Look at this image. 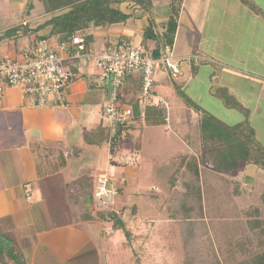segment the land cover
<instances>
[{
  "label": "crops",
  "instance_id": "crops-1",
  "mask_svg": "<svg viewBox=\"0 0 264 264\" xmlns=\"http://www.w3.org/2000/svg\"><path fill=\"white\" fill-rule=\"evenodd\" d=\"M193 1H198L197 5L201 4L194 8L195 12L191 10L188 0H182L179 26L174 38V41H176L174 42L175 49L172 51L173 62L177 63L180 68L179 74L182 77L177 76L174 78L167 71L163 72L157 78L155 77L156 85L154 89L156 87L163 88V90L168 89V77H171L176 83L178 82V88L188 92L190 99L200 108L222 109L223 111L229 109L223 106L222 102L216 98L215 93L220 88H226L242 106L248 105L249 114H257V118L264 122V31L262 29L264 17L253 11L254 16L249 18L252 10L247 6L245 7L240 0H235L231 5L230 0H224L227 8H225V11L218 9L216 12L212 7L214 1L212 4L209 0H191V4ZM253 2L258 9L264 12V0ZM24 3V0H15L14 11L20 9ZM126 5L122 4L121 8L125 9ZM240 11H248L249 14H243L242 16H247L249 19L245 21L243 20L245 17L240 18L241 16H237ZM152 14L158 29L162 30L169 16L168 2L155 3ZM134 15L137 19L126 26L92 31L94 45L97 49L123 39L131 40L133 43L142 46L141 37L146 26V20L141 17V11L136 10ZM218 16H221V20ZM45 17V14L38 15L30 20L23 21L22 25H28V29H33ZM230 18L234 23L240 24L242 20L245 21V28L241 27L239 31L236 30L237 25H230ZM209 23L211 28L208 25ZM214 25L217 26V29L220 26L219 38L223 41L219 45L212 43V40L215 39V35L211 31ZM246 28L248 30H245ZM202 31L210 33L208 39L210 38L211 42L205 46L198 41V39L203 38L200 34ZM38 36L48 38L54 46L59 41H65L61 37L51 36L49 27L35 34L27 31L23 35L14 37L13 40L1 43L0 56L7 55L15 60H23V51L37 40ZM236 36L239 40L237 44L231 42L230 45L225 41L227 38L234 39ZM182 38L189 41H182ZM148 46L155 48L156 44L149 42ZM229 48L232 49L231 52H229ZM67 54L66 51L57 52V55L63 58H67ZM193 57L197 59H193L191 65L190 58ZM98 73V69L94 65L81 62L74 80L65 88L67 106L62 107H31L23 98L20 89L5 88L2 92L0 97V127L2 128V148H0V184L2 188L0 194H3L5 206L3 207L2 219L10 218L7 228L12 233V238L16 240L18 246H21L23 256L30 250L28 256L32 259L39 255L38 253L42 252V249H49L54 250L53 252L57 255V257L53 256L52 258H62V260H65L64 262H72V258H78L80 261V258L86 257L89 252L93 254L95 246L98 251L99 246L103 244L102 234H98V231L97 234L100 240L98 241L95 238L94 241L93 236L87 239L86 237L89 234L83 233L82 230L86 229L80 227V224L88 227L92 222L55 224L53 218L56 215L54 213H58L62 209L60 205L62 194L64 192L66 194V180H64L63 172L37 178L34 164L35 155L30 146L34 143L41 146V150H61L69 159L71 153L81 147L79 141L82 140L84 134H92L99 126L106 123L104 107L109 102V91L105 87L99 86ZM139 76V72L131 75L133 83L129 85V88L127 87L126 91L122 92L117 103L120 108H131L136 116L145 113L147 117L156 122L146 124V119L144 123L142 121L137 122L134 118L132 122L126 125L129 127V134L122 144L128 143L126 149H129V151L126 150L125 154L136 152V157L132 161H123V158H121L120 162L122 164L120 165L118 156L115 155L113 160L118 162V165L111 166L112 169L110 168L112 178L116 183H119L121 178L125 180L126 184L122 187L125 196L129 194V182L134 178L139 180L143 172L142 167L145 166L143 161V152L146 150L144 147L145 142H143L144 134L149 127H161L160 120L164 118L166 112L169 113L175 129L163 128L165 135L166 133L169 135L164 139L167 144L163 147L170 148V150L174 148L176 151L187 149L194 154V147L199 145L197 138L189 133L190 127L183 124L181 120L189 115L187 118L193 117L198 124L200 113H195V110L191 108L190 111H187L179 104L176 106L172 99H170L172 100L171 106L169 104L168 96L174 95V92H176L175 87L178 84L170 86V89L164 92L165 94L168 92L166 95L159 93L157 89L154 90L153 104L144 108L141 106L139 90H136L135 87V82ZM157 98L164 100L167 106L165 108L163 105L157 106ZM185 106L188 107L186 104ZM230 115L234 116L235 114ZM32 135H35L34 141L31 139ZM109 135L111 136V131ZM188 135L193 139L188 140V137L186 138ZM65 143L74 144V149H65ZM261 144L264 147V144ZM102 147L109 152L108 144ZM86 152L85 150L84 155ZM185 155L187 153L182 152L176 154L173 159L180 161ZM149 156L152 159L157 157L156 154H149ZM107 158L108 166L109 154ZM71 161L73 160H67L68 168L72 166ZM124 162H128V164H124ZM97 165L99 166V162ZM165 166L167 165H158V167ZM206 167L211 166L206 165ZM100 168L99 166L98 169ZM67 170L68 181H74L78 178L74 171ZM104 171H98V173ZM163 171L164 169H157V166L154 169L150 168V173L162 176L165 179ZM210 173H215V171L211 170ZM233 174H222L228 179L227 182L225 181L226 184L238 183L237 186H240L241 175L246 176V174L248 178L251 177L255 180L261 178L260 181H264V171L255 165L242 167ZM138 180L137 182H139ZM245 183L244 181L243 185ZM124 194L120 197H124ZM165 194L166 197L169 196V187L166 189ZM96 240L98 243H96Z\"/></svg>",
  "mask_w": 264,
  "mask_h": 264
},
{
  "label": "trees",
  "instance_id": "trees-1",
  "mask_svg": "<svg viewBox=\"0 0 264 264\" xmlns=\"http://www.w3.org/2000/svg\"><path fill=\"white\" fill-rule=\"evenodd\" d=\"M36 1H39L43 4L46 17L33 29H28L29 26L23 24L21 25V29L13 28L11 30H7L2 35H0V41L2 43L13 40L14 37L20 36L21 34L23 35L24 32L26 33L27 31H30L31 33L35 34L40 30L49 27L51 36L61 37L65 40L73 36H80L84 39L87 49L100 51L102 48L97 49V47L94 45L93 33L91 32L96 29H108L110 27L126 26L131 21L137 19L134 15V12L138 10L142 13L141 17L146 20V26L142 31L141 45L145 50L151 52L154 58L160 59L165 55L164 49L166 47L172 49L175 34L179 26L180 12L182 9V0ZM162 1L168 2L169 16L164 28L159 30L152 14V9L155 3ZM240 2L243 5H246L256 14L264 17V12L258 9L248 0H240ZM32 3L33 0H27L26 8L28 12L32 9ZM122 4H127L125 9L121 8ZM19 30L20 32H18ZM39 38L42 37L38 36L36 39ZM149 42H154L156 47L150 48L148 46ZM193 59L195 60L197 58H190L191 65L193 64ZM80 63L81 62L77 60H66L64 62V66L66 68H70L73 75H76ZM162 65L165 64L162 63ZM176 66L178 67V65ZM165 70H167V72L170 73L174 78L180 75V71L177 74H173L166 65ZM132 80L133 78L131 76L126 79L128 88L129 85L133 83ZM135 87L136 90H140L141 74L135 82ZM175 91L189 108L200 113V139L199 145L195 146V149L193 150V153L196 156L189 157L187 154L184 156V158H181L177 167L169 177L168 183L170 185V193L174 191L172 194L171 206L168 208L169 218L172 221H176L180 227V237L182 239L184 251L187 255L185 258L186 264H223V261L225 260L221 261L219 259L218 249L209 237V226H212L213 223L210 225V223L207 224L205 222L204 214L205 209H207L208 196L206 195V189L204 186L205 184L203 183L202 179V172L205 171L207 174H211L210 171L214 170L215 173L230 175L247 165H255L264 171V147L259 142H257L254 129L248 122L247 117L249 115V110L245 109L244 106H242L228 92L226 88L218 89L215 93V96L222 102L225 108L239 111L241 114L244 113V119L237 122L236 124L229 125L221 122L219 119L205 112L202 108L195 104L178 87H175ZM152 94L154 95V89ZM151 105H148L147 107ZM134 116L135 121L141 122V114H137L136 116V113H134ZM165 120L166 119L164 116V118H162L160 121L162 123ZM144 121L146 124H152L156 122L153 121L152 118L147 117L145 113ZM109 130L111 131V136L109 135ZM128 130L129 127L127 126H116L110 129L107 123H105L103 126H99L94 133H87L86 135L84 134L82 136L83 144L87 150L90 149L91 151L93 150V147H102L103 145L108 144V166L111 167L118 165V162H115L113 159L115 158L117 151H119L123 146V140L128 137ZM55 153L58 157L57 162L52 160L50 163L45 160L43 155H41L43 157L40 156V158H37L36 156L34 157L37 178H43L57 172H63L66 180L65 187L69 191L67 193L68 199H70V201L74 204H79L83 209V213L79 216V220L81 222H102V220H106L104 218V214L99 212V208H105V213L108 214L111 219L109 222L106 221V227H104L103 230L113 227L115 233L119 234L120 236H124L123 233H125L126 237L127 235H132L133 229L135 227H131L132 229L128 226L125 227V223H128V220H125V204L121 208L123 217L120 218L121 216L116 214L112 207L100 206L94 202L95 183L97 177L100 174L98 173V170L94 174L90 175V172H93L94 168L91 171H89L87 168H83L78 173H76L72 166L68 168L67 160L70 161L72 159L73 161H78L81 158L86 157V154L84 155L85 152L83 150H76L75 152L71 153L69 159L61 150H55ZM132 153L133 152L130 154ZM98 154L96 152H92L94 157H99ZM119 163L120 165L122 164L121 162ZM96 164L97 163L94 164L95 168ZM206 165H210L211 167H206ZM67 169H70L71 172L74 171L78 178L74 181H68ZM184 170L188 172V179L185 182L183 189L178 190L174 183L177 182L178 176ZM109 176L111 178L110 185L115 192L114 198H119L118 195L122 196L124 194L122 187H124L126 184L125 180L121 178V181L116 183L112 178L113 176ZM243 187V182H241V185L237 186V190L241 191ZM137 193L138 192L133 191L131 194ZM260 194L262 206L259 208H254L250 212L246 211L247 213L245 212L243 215L246 218V225L249 228V232H257L260 239L257 241L261 242V249L253 255H250L233 264H264V193L261 192ZM233 195L236 196V194ZM113 201L112 205H115V199ZM132 210L135 211L136 214L137 207L132 206ZM134 216L130 219L134 218ZM222 219L223 217L218 221H221ZM1 221L2 219H0V222ZM130 223L133 222L130 221ZM4 236L5 239L12 238L10 235V230L7 228V226ZM102 237H104V235H102ZM204 237L208 238L209 243L207 247L201 244ZM237 245H239L237 242H235V244L233 243L234 247ZM11 248H9L7 243L0 244V264H22L21 261L23 254L21 251L14 247L12 249ZM220 249L222 252L223 250L221 245ZM204 251L211 255L210 261L204 260V258H202L205 254ZM7 260L11 262H8Z\"/></svg>",
  "mask_w": 264,
  "mask_h": 264
},
{
  "label": "rangeland",
  "instance_id": "rangeland-1",
  "mask_svg": "<svg viewBox=\"0 0 264 264\" xmlns=\"http://www.w3.org/2000/svg\"><path fill=\"white\" fill-rule=\"evenodd\" d=\"M24 1L25 3L21 6V8L14 11L15 0H0V35H2L7 30H11L13 28L21 29L22 28L21 25L23 21L30 20L31 18L37 17L38 15H43V14L46 15V13L44 12V6L41 2L33 0L32 9L31 11H29L30 12L29 13L26 8L27 0ZM234 1L235 0H230V5L233 4ZM248 1L253 4L254 3L253 1L256 0L253 1L248 0ZM197 2L198 1L195 2L193 1V3L191 4V0H188V4L190 8L194 12H195L194 8L198 5H201V4L197 5L196 4ZM209 2L213 4L212 7L214 9V12H216L218 9H220V11H225V8H227V4L224 3V0H209ZM244 6L246 7V5ZM251 13L249 18L254 16L253 11H251ZM243 14H249V13L248 11H244V12L240 11L237 16H241L240 18L245 17V19H243L245 21L248 20L249 18H247V16L243 17L242 16ZM220 17L221 16H218V18L221 20ZM243 20L239 24V23H234L233 20L230 18V25L231 24L237 25L235 29L239 31L241 27L245 28V21L243 22ZM208 25L211 28L210 23ZM262 26H263L262 29L264 31V23L262 24ZM219 28L217 29V26L214 25V28L211 30L213 35H215V39L212 40L213 41L212 43H215L216 45L217 44L219 45V43L223 41L222 39L219 38V34H220ZM245 30H248V28H246ZM18 32H20V30ZM200 34L201 37L204 38V39L203 38L198 39L200 44L204 46L207 45L208 43L210 44L211 40L210 38L208 39V34L210 33L202 31ZM235 38L234 39L227 38L225 39V41L228 42L229 44L231 42L234 44L239 43L237 36ZM186 40L189 41L186 38L185 39L182 38V41H186ZM1 43L2 42L0 41V44ZM173 49H175V43L173 44L171 50L173 51ZM228 50L229 52L232 51L231 48H229ZM18 61L22 62L24 61V59ZM174 64L177 65L176 62H174ZM166 71L167 70H165V65L157 64L155 68V77L157 78L160 74ZM181 77L182 76L179 75V78ZM168 78H169L168 89L163 90V88L156 87L159 93L161 92L165 94L164 92L168 91L170 89V86L172 87L178 84V82L176 83L173 79H171V77ZM177 87H179V84ZM181 91L186 96L189 97L188 92H185L184 89H182ZM166 94H168V92ZM169 94L172 95L170 92ZM168 97H169L170 106L172 100H174L176 106L177 104H179L187 111L191 110L189 107L185 106L184 101L180 96L176 94V92H174V95ZM219 105H221V103H219ZM222 108L224 109V107ZM244 108L247 109L248 105L244 106ZM203 110L211 114L212 116L216 117L221 122L229 125L236 124L237 122L244 119L243 116L244 113L241 114V112L239 111L226 110V109H224L223 111L222 109L209 110L206 107H204ZM191 114L193 116V111L191 112ZM230 114H235V115L232 116ZM256 115L255 113L249 114L247 119L250 126L254 129L255 138L257 142H259L260 144L261 143L264 144V122L259 120ZM165 117L166 120L162 122L161 127L159 126L155 128L149 127L147 128L146 133L144 134L143 142H145L144 147L146 150L143 152V161L145 163V166L142 167L143 172L141 177L139 178V180L134 178V180H131L129 182V187H130L129 194H126V196L124 197H120L118 195L119 198L117 197L114 198L115 205H112L114 199L112 200L113 202H111V204L109 205V207L113 208L116 214L121 216L120 218L123 217L122 214L123 212H121V208L122 206H124L123 204L126 205L125 220H128V223H125V227L127 226L129 228L135 227L133 229L132 235H127L126 237L125 233H123L124 236L122 235L120 236L119 234L115 233L113 227L112 228L109 227L103 230L104 227H106L105 223L109 222L111 217L105 213V208L97 207L99 208V212L104 214V218L106 220H102V222L92 221L91 225H89L88 227H85V225L80 224V227L86 229V230H82L83 233H86L87 235L89 234L88 237H86L87 239L93 236L94 241L95 238H97L99 241L100 239L98 234L100 233V235L101 234L104 235V237H102L103 244L99 246L98 251L96 250V246H95L93 254L92 252H89V254L86 257L80 258V261L78 260V258H72L73 259L72 262H64L65 260L64 259L62 260V258H52L53 256L57 257V255L53 252L54 250H49L46 248L48 250L47 251L45 249H42V252L38 253L39 255H37L35 258L32 259L29 258L28 256L30 254L29 253L30 250H28L27 253H25V255L22 258L21 261L22 264H138V262L139 264H186L185 258L187 255L184 251L182 239L180 237V227L176 221H172L169 218L168 208L169 206H171V199L174 191H172V193H170L169 196L167 197L165 193H166V189L170 187L168 183L170 174L173 173L174 169L177 167L179 163V161H177V159H173V157L176 154H180L182 152H186L189 157L196 155L192 154V152L187 149L186 150L184 149L182 151H176V149L174 148L170 150V148L167 149L163 147L165 146V144H167L164 141V139L169 136L167 133L165 135L163 128L169 130L175 129L168 112H166ZM187 117H183L181 122L183 124H187L188 127H190L189 133L192 134L194 137H196L197 138L196 140L199 141L200 139L199 122L197 124L196 119H194L193 117L191 118H187ZM187 137L188 140L193 139V137L191 136L189 137V135L186 136V138ZM34 138L35 135H32L31 139L33 141ZM125 140H123V143ZM130 142L132 143V141ZM79 143L81 147L77 148V150H84V152L86 150L88 152H86V157L82 156L83 158H81L78 161H71L72 167L74 168L76 173H78L83 168H87L89 169V171H91L94 168L93 172H90V175L94 174L97 170L104 171L106 169L108 174L112 176L111 174L112 168L107 166V159H108L107 151L103 147H93L92 151L90 149L87 150L85 148V145L83 144V140H80ZM65 145H66L65 149H70V148H72V150L74 149V144L65 143ZM30 146L33 149L34 155L37 158L38 157L40 158V156L43 155L46 161L50 163L52 160L54 162L55 161L57 162L58 157L57 154L55 153V150L53 149L41 150V146H37L34 143H32V145L30 144ZM127 146L128 143L123 145V147L119 151H117L116 155L118 156V162L121 161V158H123V161H132L136 157L135 152H133L132 154H130L131 152L125 154V151L127 150L126 149ZM0 148H2L1 127H0ZM127 151H129V149ZM92 152H96V153L99 152L98 154L99 157L97 156L94 157L92 155ZM66 154H68V152H66ZM149 154H154V155L156 154L157 157L152 159L149 156ZM98 162H99V166L101 167L100 169H98L99 166L97 164H96V168L94 167V164ZM125 164H128V162ZM161 164H165L167 166L158 167V165ZM156 166L157 169L159 170L164 169L162 173L163 175H165V179L162 176L160 177L158 175L150 173V168L154 169ZM177 179H178L177 182L174 183L175 186L178 188V190L183 189L184 184L188 179V172L186 170L182 171ZM202 179H203V183L205 184L204 186L206 189V195L208 196L207 209H205V214H204L205 222L207 224L210 223V225L211 223H213L212 226H209V237L211 238V240L214 242V245L218 249L219 259L221 261L225 260L223 261V264L224 263L233 264L237 261H240L260 251L261 242L257 241L260 240L258 234L257 232L256 233L249 232V228L246 225V218L244 217L243 213H245L246 211L250 212L254 208H259L262 206L260 193L262 191L264 193V184H262L264 183V181H260L261 178H259V180H255L251 177L248 178L247 174L246 176L241 175L240 181L241 182L245 181L246 183L244 184L243 189L241 191H238L237 190L238 183L226 184L225 181L228 179H226V176L222 175L221 173H211L210 175L207 174V172L203 171ZM137 180L139 182H137ZM1 188L2 187L0 184V191ZM65 190H66V194L64 192L65 195L62 194L63 197L61 198L60 207L62 209L59 210L58 213L57 212L54 213L56 217L53 218V221L55 222V224L81 222L79 220V216L80 214L83 213V209L79 204H74L70 201V199H68L67 193L69 191L66 187ZM133 191H138V193L131 194ZM233 194H236V196H234ZM94 202L96 203L95 200ZM132 206L137 207L136 214L135 211L132 210ZM3 207H5L3 203V194H0L1 219H2V213H4ZM133 216L134 218L130 219ZM222 217L223 219L221 221H218ZM129 220L132 221L133 223H130ZM9 222H10L9 217L2 219V221L0 222V244L7 243L9 248L14 247L21 251L22 248L20 245L18 246L15 239L13 240L12 238L9 239L4 238L5 237L4 232L6 230V226H9ZM10 235L13 237L11 232ZM235 242H237L240 246L237 245L236 247H234L233 243L235 244ZM96 243H98L97 240ZM208 243H209L208 238L204 237L201 244L207 247ZM220 245L223 250L222 252L220 249ZM204 253L205 254L203 255L202 258H204V260L210 261L211 255L205 251ZM7 261L11 262L9 260Z\"/></svg>",
  "mask_w": 264,
  "mask_h": 264
},
{
  "label": "built area",
  "instance_id": "built-area-1",
  "mask_svg": "<svg viewBox=\"0 0 264 264\" xmlns=\"http://www.w3.org/2000/svg\"><path fill=\"white\" fill-rule=\"evenodd\" d=\"M58 51H66L67 58L58 56ZM164 54L156 59L151 52L128 39L105 45L96 51L87 49L80 36L59 41L55 46L48 38L42 37L23 51L22 62L7 55L0 56V97L5 88H17L31 107L67 106L65 88L76 75L64 66V62L77 60L94 65L99 72V86L109 91V102L104 107V119L108 127L126 126L135 118L131 108H120L117 103L122 92L127 89L126 79L135 72L141 74L139 95L141 106L146 108L153 104L156 65L164 63L173 74L179 73V68L173 62L172 50L166 47ZM156 104L167 106L161 98H157ZM141 121L144 122L143 113ZM110 180L106 171L96 179L94 199L100 206H109L114 198Z\"/></svg>",
  "mask_w": 264,
  "mask_h": 264
}]
</instances>
